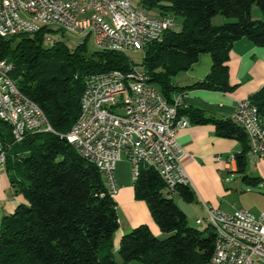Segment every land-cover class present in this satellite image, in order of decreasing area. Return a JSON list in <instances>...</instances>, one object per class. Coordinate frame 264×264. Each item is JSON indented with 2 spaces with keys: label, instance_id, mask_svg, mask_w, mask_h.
I'll use <instances>...</instances> for the list:
<instances>
[{
  "label": "trees",
  "instance_id": "obj_1",
  "mask_svg": "<svg viewBox=\"0 0 264 264\" xmlns=\"http://www.w3.org/2000/svg\"><path fill=\"white\" fill-rule=\"evenodd\" d=\"M139 4L152 13L182 18L178 29L167 30L161 41L145 48L141 63L149 82L169 103L185 89L175 84L174 76L190 69L202 54L211 55L212 68L202 81L188 87L229 89V59L235 41L248 37L264 45V0H140ZM255 4L262 10L261 19L252 16ZM218 14L226 21L215 24ZM53 31L44 26L33 33L0 35V58L14 63L11 76L44 109L55 129L29 133L20 143L14 142L8 125L1 124L6 171L25 202L2 218L0 264H120L112 251L120 228L117 202L101 170L63 135L80 116L86 76L129 71L135 63L126 52H89L86 41L76 48L55 38L46 44ZM250 98L263 117L264 86ZM179 114L191 122L211 120L188 106L180 107ZM213 120L220 135L242 142L243 149L235 154L237 172L251 186H259L260 177L247 172L251 146L247 132L232 119ZM15 143L19 144L16 149ZM134 191L137 199L147 202L161 230L170 235L160 238L147 224L134 227L120 239L123 264H207L215 250L217 229L208 222L205 229L190 224L175 194L166 191L152 167L142 165ZM176 194L189 202L196 198L189 184H179Z\"/></svg>",
  "mask_w": 264,
  "mask_h": 264
},
{
  "label": "built area",
  "instance_id": "obj_2",
  "mask_svg": "<svg viewBox=\"0 0 264 264\" xmlns=\"http://www.w3.org/2000/svg\"><path fill=\"white\" fill-rule=\"evenodd\" d=\"M54 25L92 34L100 50L126 53L145 50L161 41L167 30L179 28L173 15L152 13L135 0H0L3 37ZM134 63L129 71L115 69L86 76L80 116L63 136L101 170L113 196L119 189L116 168L123 154L131 164L134 181L146 165L158 171L168 193L176 194L181 182H190L181 161L185 150L177 137L181 128L191 125L187 115L179 114V108L188 105L183 92L169 103L149 82L147 73H136L142 61ZM14 67L12 61L0 58V167L4 169L7 149L2 123L8 125L14 142L29 133L55 132L44 109L11 76ZM255 107L250 97L241 99L233 117L248 134L252 160L264 159V115L256 117ZM205 207L207 217L196 222L223 227V240H216L207 264L264 263V210L256 213L236 207L227 211L208 203Z\"/></svg>",
  "mask_w": 264,
  "mask_h": 264
},
{
  "label": "crops",
  "instance_id": "obj_3",
  "mask_svg": "<svg viewBox=\"0 0 264 264\" xmlns=\"http://www.w3.org/2000/svg\"><path fill=\"white\" fill-rule=\"evenodd\" d=\"M212 64L211 55L204 53L190 69L173 78L177 86L185 88L182 92L188 107L211 118L207 122H191V125L181 128L177 134L185 150L182 166L196 198L189 202L175 194V200L195 224H198L197 218H205L200 214L207 216L205 203L227 211H233L236 207L256 209V213L264 210V191L257 192L244 187L250 184L237 172V159L232 158V154L243 149L242 142L234 137L220 135L213 120H234L238 101L251 97L264 86V45L256 44L248 37L235 41L229 59V89L188 87L202 81L210 72ZM247 158L248 174L260 177L259 187L264 189V159L252 160L250 152ZM125 169L130 170L131 177L125 175ZM4 174L6 169L0 167V178ZM116 179L119 189L114 198L120 228L114 235L115 246L119 248L121 237L140 224H147L159 237L165 234L153 218L147 202L135 196L131 164L126 154L117 164ZM18 199L21 197L18 196ZM19 203L14 198H8L0 186L1 220L5 214L14 212Z\"/></svg>",
  "mask_w": 264,
  "mask_h": 264
},
{
  "label": "rangeland",
  "instance_id": "obj_4",
  "mask_svg": "<svg viewBox=\"0 0 264 264\" xmlns=\"http://www.w3.org/2000/svg\"><path fill=\"white\" fill-rule=\"evenodd\" d=\"M252 16H253L254 19L263 18L262 10L256 4L253 6ZM213 21L215 23L221 24V23L226 21V18L222 14H218V15H216L213 18ZM176 23L179 26L182 23V18L178 16L176 18ZM51 28H53L54 31L49 34V37L55 38V39H62L63 41H65V43L70 48H76L80 43L86 41V46H87V49H88L89 52H93V51L98 49V47H97V45L95 43V40H94V36L92 34H89L88 32L79 33V32H70V31H64V30H59L58 31L59 27L56 26V25L52 26ZM49 43H50V41L46 40V44H49ZM144 52H145V50H138V51H130V52H128V54L134 60H136L137 63H139L143 59ZM182 72H180V73H182ZM17 145H19V144H16L14 146L15 149L18 147ZM5 168H6V165H5ZM124 173H125V175L127 177L128 176L131 177L130 170L125 169ZM10 184H11V182H10V178H9V173L6 171V174H4V176H2V178H0V186H1V189L3 190V193H5V195L8 196V198H14L15 200H18V202H25L24 195L21 194V193H16L15 187L12 186V184L11 185ZM244 187L245 188L249 187V189L252 190V191H257V192H260V191L263 192L264 191V189L259 187V186H256V187L252 186L251 187L250 185L249 186L245 185ZM18 196L21 197L20 200L18 199ZM251 210L254 211V212H257L256 209H251ZM200 215L202 217H207L206 214L205 215L204 214H200ZM188 219H189V223L190 224H193V226L198 227L200 229H205L207 227V225H208L207 222H203L202 224H195V223L192 222L190 216L188 217ZM164 233L165 234H163L160 238H166V237H168L170 235L167 232H164ZM112 251L114 253V256H115L116 260L120 264H123V259H122V256H121L120 252H119V248L116 247L115 244H114V246L112 248ZM127 264H143V263H140L139 261H132V262H129ZM255 264H264V263L255 262Z\"/></svg>",
  "mask_w": 264,
  "mask_h": 264
},
{
  "label": "bare ground",
  "instance_id": "obj_5",
  "mask_svg": "<svg viewBox=\"0 0 264 264\" xmlns=\"http://www.w3.org/2000/svg\"><path fill=\"white\" fill-rule=\"evenodd\" d=\"M117 51H119V50H117ZM142 68L143 67H141V66H136V73H145V71ZM255 115H256V117H260L257 107H255ZM25 138L26 137H20V143ZM181 183L189 184V182H181ZM209 223H211L217 229V231H218V239L217 240H223V227L221 225H217V224H215L213 222H209ZM0 231H1V222H0Z\"/></svg>",
  "mask_w": 264,
  "mask_h": 264
}]
</instances>
